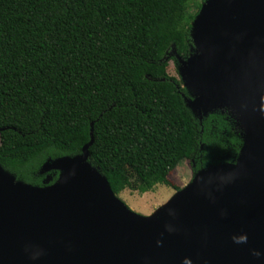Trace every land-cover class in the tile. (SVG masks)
<instances>
[{
    "label": "trees",
    "instance_id": "obj_1",
    "mask_svg": "<svg viewBox=\"0 0 264 264\" xmlns=\"http://www.w3.org/2000/svg\"><path fill=\"white\" fill-rule=\"evenodd\" d=\"M205 0H0V166L16 181L49 185L48 159L80 154L114 192L170 186L182 161L193 174L234 163L240 130L226 110L194 117L167 74L192 47Z\"/></svg>",
    "mask_w": 264,
    "mask_h": 264
},
{
    "label": "water",
    "instance_id": "obj_2",
    "mask_svg": "<svg viewBox=\"0 0 264 264\" xmlns=\"http://www.w3.org/2000/svg\"><path fill=\"white\" fill-rule=\"evenodd\" d=\"M176 56L186 107L226 110L234 163L194 174L150 216L132 212L80 154L48 159L33 187L0 166V264H264V0H205Z\"/></svg>",
    "mask_w": 264,
    "mask_h": 264
},
{
    "label": "rangeland",
    "instance_id": "obj_3",
    "mask_svg": "<svg viewBox=\"0 0 264 264\" xmlns=\"http://www.w3.org/2000/svg\"><path fill=\"white\" fill-rule=\"evenodd\" d=\"M179 67V64L171 60L168 62L166 71L170 77L177 79L183 87ZM193 177L191 165L189 161L185 160L179 163L168 176L167 180L170 186L156 184L152 189L144 192L132 191L130 189H121L114 192L109 182H107L114 195L132 212L142 216H150L166 204L178 191L189 185Z\"/></svg>",
    "mask_w": 264,
    "mask_h": 264
}]
</instances>
